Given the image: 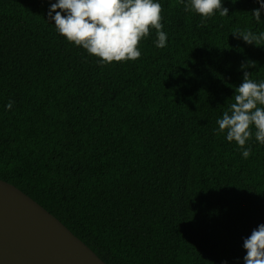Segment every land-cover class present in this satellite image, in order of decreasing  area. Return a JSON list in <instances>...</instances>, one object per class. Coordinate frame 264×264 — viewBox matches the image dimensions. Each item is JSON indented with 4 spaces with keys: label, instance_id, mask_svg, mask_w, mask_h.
<instances>
[{
    "label": "trees",
    "instance_id": "16d2710c",
    "mask_svg": "<svg viewBox=\"0 0 264 264\" xmlns=\"http://www.w3.org/2000/svg\"><path fill=\"white\" fill-rule=\"evenodd\" d=\"M54 2L0 0V179L106 264H243L264 224V145L244 159L215 130L243 72L264 81V46L231 34L264 32L259 3L223 0L228 16L201 26L188 0H155L167 46L152 29L138 60L101 66L56 32Z\"/></svg>",
    "mask_w": 264,
    "mask_h": 264
},
{
    "label": "clouds",
    "instance_id": "9594fccd",
    "mask_svg": "<svg viewBox=\"0 0 264 264\" xmlns=\"http://www.w3.org/2000/svg\"><path fill=\"white\" fill-rule=\"evenodd\" d=\"M183 3L184 0H181ZM259 8L252 10L255 20L261 22L264 0H256ZM186 12H193L203 21L213 17L228 16L223 0H188L184 5ZM163 7L155 0H55L50 3L48 18L54 21L56 32L69 43L79 46L98 58L101 66L113 62L123 63L140 58V42L155 29V46H167V33L163 29ZM55 12V15H53ZM235 38H242L246 44L264 46V32L234 30ZM255 68L256 62H242L240 69ZM248 71L243 72L242 83L235 88L233 102L216 121V134L226 133L228 142H235L243 149L242 157L249 158L251 147L247 142L253 138L264 145V81L251 79ZM13 101L6 105L11 109ZM246 255L243 264H264V224L253 229L250 236L243 240Z\"/></svg>",
    "mask_w": 264,
    "mask_h": 264
},
{
    "label": "water",
    "instance_id": "95a60500",
    "mask_svg": "<svg viewBox=\"0 0 264 264\" xmlns=\"http://www.w3.org/2000/svg\"><path fill=\"white\" fill-rule=\"evenodd\" d=\"M0 264H106L58 218L0 179Z\"/></svg>",
    "mask_w": 264,
    "mask_h": 264
}]
</instances>
